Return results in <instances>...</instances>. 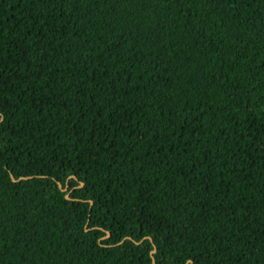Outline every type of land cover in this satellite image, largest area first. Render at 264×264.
<instances>
[{"label": "trees", "instance_id": "obj_1", "mask_svg": "<svg viewBox=\"0 0 264 264\" xmlns=\"http://www.w3.org/2000/svg\"><path fill=\"white\" fill-rule=\"evenodd\" d=\"M154 259L264 264V0H0V264Z\"/></svg>", "mask_w": 264, "mask_h": 264}, {"label": "water", "instance_id": "obj_2", "mask_svg": "<svg viewBox=\"0 0 264 264\" xmlns=\"http://www.w3.org/2000/svg\"><path fill=\"white\" fill-rule=\"evenodd\" d=\"M13 179H14V181H21L22 179H24V177L19 178V179H15V178H13ZM60 186H61V188H62V185H61V184H60ZM81 186H83V184H82ZM68 188H69V187L67 186L65 189H63V188H62V189L65 191V190H67ZM67 198H68V199H71L70 196H69V193L67 194ZM92 205H93V202H92ZM154 264H156L155 259H154Z\"/></svg>", "mask_w": 264, "mask_h": 264}]
</instances>
